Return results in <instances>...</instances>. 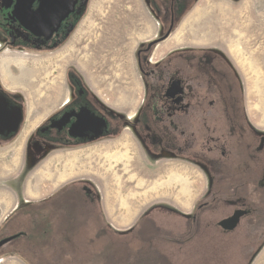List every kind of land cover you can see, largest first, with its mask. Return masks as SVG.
I'll return each mask as SVG.
<instances>
[{
  "label": "rangeland",
  "instance_id": "rangeland-1",
  "mask_svg": "<svg viewBox=\"0 0 264 264\" xmlns=\"http://www.w3.org/2000/svg\"><path fill=\"white\" fill-rule=\"evenodd\" d=\"M80 23L87 25L85 29L91 34L84 42L90 45L88 50L83 49L81 43L80 51H70L79 27L56 49L37 52L0 48V83L20 97L24 109L19 131L7 140H0V240L19 232H29L30 237L40 238L47 215L61 217L60 223L54 226L62 232L69 226L67 221L71 220L68 218L75 217L80 222L73 223L72 232L75 234L71 236L77 237L76 240H49L47 247L39 244L27 251L21 249L23 255H18L15 250L24 245L25 236L22 235L0 249V259L8 261L13 256L22 264H253L256 256L254 264H264V191L250 186L251 180L248 187L236 192V200L247 199L259 211L252 219L244 220L241 228L223 236L219 234L217 224H208L210 220L206 218V224L199 226L198 234L192 235L193 239L183 238L173 243L166 239L169 226L188 230L187 226L181 227L175 217L156 213V224H147L150 238L138 242V234L133 235L134 240L130 241L133 246H130L117 235L107 234V239L102 235L104 225L99 219L104 213L98 204L96 207L86 204L74 194L62 195L46 205V201L41 202L45 192H36L35 189L41 184L47 189L48 184L41 163L58 147L42 139L40 128L74 96V78L112 115L120 119H136L148 86L138 71L137 50L161 33L158 16L149 0H91ZM177 23L172 36L153 50L149 60L156 61L178 46L210 47L225 54L235 69L241 88L240 104L245 119L254 127L255 116L261 117L264 124V0H189L187 10ZM85 29L81 28L82 31ZM89 40L94 42L89 44ZM256 105L257 111L254 110ZM250 108L256 111L253 118ZM131 120L129 125H133ZM255 127L257 137L253 147L264 137V130ZM87 149L85 147L83 151ZM260 155L253 151L259 165L264 166V154ZM119 168L113 164L114 173L119 172ZM236 170L239 172L240 167ZM195 174L193 186L209 190L210 177L207 175L200 182L201 178ZM252 188L256 191H248ZM218 193L221 203L232 198L223 190ZM205 199H208L207 194L198 204ZM255 200L257 203L253 202ZM232 209L229 203H225L210 212L204 210L203 215L217 220ZM87 216L94 223L87 219V224L83 223ZM84 227L94 228L91 238L102 235L103 240H95V244L87 234H77ZM156 227H167L165 239L158 240L153 236ZM106 231L109 233L108 229ZM173 231L178 233V230ZM157 246L163 254L161 257L154 250Z\"/></svg>",
  "mask_w": 264,
  "mask_h": 264
},
{
  "label": "flooded vegetation",
  "instance_id": "flooded-vegetation-1",
  "mask_svg": "<svg viewBox=\"0 0 264 264\" xmlns=\"http://www.w3.org/2000/svg\"><path fill=\"white\" fill-rule=\"evenodd\" d=\"M90 3L91 0H0V48L37 52L59 48L78 27ZM149 4L158 16L161 33L137 50L138 71L148 82L137 118L112 115L74 78V96L40 128V136L59 149H78L120 136L131 120L150 153L171 154L206 171L210 177L208 199L199 209L225 203L236 205L242 200H236V192L248 187L250 180V186L263 192L264 166L259 165L253 151L264 154V137L253 147L257 134L241 110V88L232 64L225 54L199 46H178L156 61L149 60L153 50L166 43L177 29V20L187 10L189 0H149ZM1 95V109H6L8 115L17 106L24 111L20 97L0 83ZM85 108L91 120L79 116ZM65 115L70 117L59 126H51L52 121ZM2 117L0 114V140H7L13 133L1 122ZM82 119L86 122L84 128L72 134L73 126ZM236 167H240L239 172ZM222 190L232 196L223 203L217 198ZM78 198L89 205L94 203V194L88 187ZM257 211L255 205L248 209L253 215ZM20 233L27 234L17 235Z\"/></svg>",
  "mask_w": 264,
  "mask_h": 264
},
{
  "label": "crops",
  "instance_id": "crops-1",
  "mask_svg": "<svg viewBox=\"0 0 264 264\" xmlns=\"http://www.w3.org/2000/svg\"><path fill=\"white\" fill-rule=\"evenodd\" d=\"M81 25L80 23L74 37L75 40L70 47V51L73 53L80 51L81 43H83L82 48L88 50L90 41H93L89 40V46L84 44L91 34L88 33V29H85L87 25ZM81 28L85 30L82 31ZM256 107L258 108L256 105L254 110L257 111ZM260 110L262 109L260 108ZM256 111L253 112L250 108L249 112L252 118L255 116ZM260 119L261 117L257 118L255 116L252 123L254 127L264 130V124ZM86 148H88L86 151H83L85 147L78 149L57 148L50 151L41 163V169L47 176V189L41 184L40 188H36L35 191L45 192L43 194L45 197L41 199V202L46 201L44 203L46 205L54 199L62 197V195H79L83 189L88 187L90 192L94 194V203L92 202L90 205L96 207L98 204L104 213V216H101L99 220L104 225L102 235L106 239L107 234L117 235L121 240H126L127 245L130 246H133L130 242L134 240L135 236L133 235L138 234V238H136L138 242L142 239L145 240V238L151 236L148 234L147 224H156V221H158L157 216H155L156 213L162 214V216L175 217L179 220L178 224L181 227L186 228L187 226L188 230L185 229L184 231L169 226L170 230L168 231L170 232L166 239H169L171 243L175 240L193 239L192 235L198 234L199 226L206 224V218L210 220L207 222L208 224H211V222L217 224L219 234L224 236L236 232L242 227L244 220L254 217L253 214L248 213V209L253 205L247 199L236 201V205H231L233 207L231 212L226 216L219 217L217 220L212 216L203 215L204 210L210 212L214 207L204 206L199 209V201L206 197L208 189L194 187L192 178L195 172V176L201 178L200 182H202V179H206L207 174L198 166L194 167V164L176 158L171 154L150 153L143 145L133 125H126L123 133L118 137L106 139L86 146ZM113 162L120 166L117 173H114ZM118 180H120V184H117ZM248 191L255 192L256 189L252 188ZM253 202L257 203L256 200ZM60 218L58 216L54 218L50 215L44 217L45 222L42 226L45 229L40 233L41 237H30L28 232L24 235L25 239L22 241L24 245L15 250L16 253L23 255L20 251H27L40 246L42 245L41 242H47L44 244L48 245V243L50 244L49 240L53 239H78L75 236L72 238L71 235L75 234H73L72 229L75 228L74 224L80 223L79 219L75 217L68 218V220H71L67 221L69 226L65 227L66 230L62 232L54 226L60 223ZM160 218L161 216H159ZM86 219L89 223H92L88 216L84 218L83 223L87 224ZM13 220L8 222L7 225L11 224ZM166 228L156 227L158 232L156 230L152 233L153 236H157L158 240L165 239ZM93 229L84 227L79 229L77 234H87L89 239L92 240L102 236L96 235L91 238L90 233ZM106 229L109 230V233ZM173 230H178V233ZM253 230L256 232V229ZM171 231L174 234H171ZM154 250L159 257L163 255L158 246ZM255 262L256 256L252 263ZM0 264H22V261L17 257L10 256L8 261L5 258L0 259Z\"/></svg>",
  "mask_w": 264,
  "mask_h": 264
},
{
  "label": "water",
  "instance_id": "water-1",
  "mask_svg": "<svg viewBox=\"0 0 264 264\" xmlns=\"http://www.w3.org/2000/svg\"><path fill=\"white\" fill-rule=\"evenodd\" d=\"M169 35V33L167 34V36ZM153 45V43H151L149 45V47H151ZM1 98H3V96H0ZM2 107L0 106V114L2 117L1 122L7 126L9 128V131L13 134L17 133L20 129V126L24 120V113L23 110L20 106H17L14 110L13 113L8 115L6 109H1ZM81 114V115H80ZM79 116L80 117H86L88 120H91L92 116L90 114V111L85 108L82 109V111L80 112ZM68 117H70V115H65L64 118H62L61 120H54L51 123L52 127H56L59 126L60 123H63L64 119H67ZM1 123V124H2ZM86 122L82 119L81 121H79L76 125L73 126L72 128V134L77 135L78 133L76 132L77 129H83L85 126ZM40 145V144H39ZM18 235H13L10 237H6L0 240V249L6 245L8 242L14 240L15 238H17Z\"/></svg>",
  "mask_w": 264,
  "mask_h": 264
},
{
  "label": "trees",
  "instance_id": "trees-1",
  "mask_svg": "<svg viewBox=\"0 0 264 264\" xmlns=\"http://www.w3.org/2000/svg\"><path fill=\"white\" fill-rule=\"evenodd\" d=\"M22 235H23V233H20L17 237L22 236Z\"/></svg>",
  "mask_w": 264,
  "mask_h": 264
}]
</instances>
